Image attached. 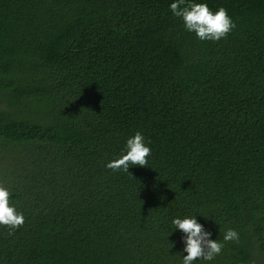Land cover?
Here are the masks:
<instances>
[{
    "label": "trees",
    "instance_id": "1",
    "mask_svg": "<svg viewBox=\"0 0 264 264\" xmlns=\"http://www.w3.org/2000/svg\"><path fill=\"white\" fill-rule=\"evenodd\" d=\"M174 2L0 0V183L25 217L0 264H183L192 216L224 244L194 264H264V0H186L227 10L219 41ZM137 131L147 167L107 168Z\"/></svg>",
    "mask_w": 264,
    "mask_h": 264
},
{
    "label": "clouds",
    "instance_id": "2",
    "mask_svg": "<svg viewBox=\"0 0 264 264\" xmlns=\"http://www.w3.org/2000/svg\"><path fill=\"white\" fill-rule=\"evenodd\" d=\"M176 17L182 18L186 30L194 32L200 40L219 41L225 38L236 27L224 7L213 12L206 3H188L186 0H176L170 5ZM150 143V142H149ZM151 147L145 143V137L139 131L134 137L129 138L126 144V154L114 159L106 166L114 171L123 169L129 172V165L147 167L148 157L151 155ZM11 192L0 183V225L16 230L25 223L24 214L18 212L10 203ZM175 229L181 230L185 235L183 264H194L199 259L211 261L220 254L224 244L210 237L212 233L206 231L204 225L197 221L196 216L176 218L173 220ZM12 235V231L9 232ZM224 241L239 242V234L236 230L227 229L223 236ZM253 264L255 262L253 261Z\"/></svg>",
    "mask_w": 264,
    "mask_h": 264
}]
</instances>
